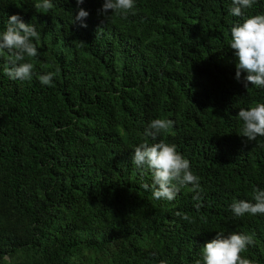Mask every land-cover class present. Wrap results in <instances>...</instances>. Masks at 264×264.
<instances>
[{
    "label": "trees",
    "instance_id": "1",
    "mask_svg": "<svg viewBox=\"0 0 264 264\" xmlns=\"http://www.w3.org/2000/svg\"><path fill=\"white\" fill-rule=\"evenodd\" d=\"M37 2L0 0V32L18 15L41 37L30 81L10 79L0 56V264H195L217 233L253 235L241 256L264 264V215L230 210L264 190V137L246 143L236 118L264 88L235 78L232 0H135L127 19L85 0L75 24V0ZM255 14L264 0L245 10ZM156 118L174 127L153 141L143 133ZM160 140L190 161L199 201L188 188L152 198L151 173L131 158Z\"/></svg>",
    "mask_w": 264,
    "mask_h": 264
},
{
    "label": "clouds",
    "instance_id": "2",
    "mask_svg": "<svg viewBox=\"0 0 264 264\" xmlns=\"http://www.w3.org/2000/svg\"><path fill=\"white\" fill-rule=\"evenodd\" d=\"M67 2V0H66ZM78 14L74 16L73 24L85 20L89 13L79 8L85 0H75ZM258 0H232L229 12L234 17H241L242 22L235 23L230 29V45L238 59L235 78L248 91L249 85L264 88V14L245 16V10L251 9ZM135 0H104L102 8L98 10L105 19L120 16L127 19L129 14H135ZM34 7L37 10L49 11L53 8L51 0H38ZM111 11V15H108ZM81 27H87L81 23ZM101 29H98L97 36ZM40 33L35 25L26 24L18 15L8 18L4 31L0 32V56L7 52L9 64L5 66V74L12 80L30 81L33 77L34 65L31 61L39 55L36 45L40 40ZM83 45V42H80ZM56 73L46 72L38 76L43 86H52ZM242 122L240 137L247 142L256 141L257 137H264V103H256L248 108H240L236 117ZM174 127V121L156 118L148 123L143 135L153 141L162 133H168ZM264 146V145H262ZM131 163L141 170H148L152 176L151 195L155 200L172 201L182 188H188L193 199L199 201L202 191L199 177L192 170L190 161L177 151L175 144L163 140L149 144L147 141L134 148ZM190 186V187H189ZM142 187L147 191L150 187L144 183ZM199 211L201 205H195ZM230 210L234 217H243L245 214L264 215V190L253 187L251 201L233 199ZM184 220L192 222L187 214L176 213ZM205 223L207 218L200 217ZM254 244L253 235L231 233H217L215 238L207 242L200 249V259L195 264H254L251 259L242 258L241 253L249 245ZM160 264H166L161 261Z\"/></svg>",
    "mask_w": 264,
    "mask_h": 264
}]
</instances>
